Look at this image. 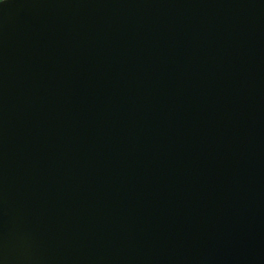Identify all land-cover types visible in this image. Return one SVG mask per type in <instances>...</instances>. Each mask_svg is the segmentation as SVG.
I'll return each instance as SVG.
<instances>
[{
    "label": "water",
    "instance_id": "obj_1",
    "mask_svg": "<svg viewBox=\"0 0 264 264\" xmlns=\"http://www.w3.org/2000/svg\"><path fill=\"white\" fill-rule=\"evenodd\" d=\"M0 264H264V0L0 5Z\"/></svg>",
    "mask_w": 264,
    "mask_h": 264
},
{
    "label": "snow or ice",
    "instance_id": "obj_2",
    "mask_svg": "<svg viewBox=\"0 0 264 264\" xmlns=\"http://www.w3.org/2000/svg\"><path fill=\"white\" fill-rule=\"evenodd\" d=\"M6 3V0H0V5H4Z\"/></svg>",
    "mask_w": 264,
    "mask_h": 264
}]
</instances>
